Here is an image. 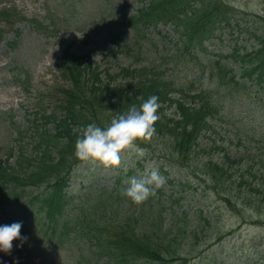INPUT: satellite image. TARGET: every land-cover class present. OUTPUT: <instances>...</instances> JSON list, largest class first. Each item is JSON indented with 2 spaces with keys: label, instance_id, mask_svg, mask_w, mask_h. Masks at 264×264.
Returning a JSON list of instances; mask_svg holds the SVG:
<instances>
[{
  "label": "trees",
  "instance_id": "trees-1",
  "mask_svg": "<svg viewBox=\"0 0 264 264\" xmlns=\"http://www.w3.org/2000/svg\"><path fill=\"white\" fill-rule=\"evenodd\" d=\"M142 2L136 15L124 13L121 21L139 44L151 29L160 33L158 27L164 25L173 27L178 38L175 55L199 48L204 51L203 43L226 29L249 33L255 48L252 53L243 49V54L236 48L207 64L202 71H208L213 88L198 91L176 84L158 66L122 68L114 74L66 49L60 67L67 85L62 115L40 117L46 125L53 122L55 128L37 131L40 138L32 156L21 153L16 166L0 164V209L21 204L19 209L30 219L21 228L26 242L16 241L19 259L27 253L26 245L34 241L52 247L87 241L94 248L93 257H105L107 264H189L199 252L210 231L211 217L204 207L176 211L175 194L166 197L162 188H154V194L143 203H133L121 194L128 187L121 173L112 187L94 189L81 201L67 191L75 170L84 163L74 155L83 128L89 123L107 126L151 95L159 98V119L151 139L138 144L151 148L164 143L170 154L158 157L160 164L180 172L190 169L191 178L206 182L216 201L243 224L250 220L264 226V141L237 135L236 141L228 138L219 147L213 140L218 128L214 123L225 122L219 97L224 81L227 87L223 88H230L224 92L264 90V35L252 33L243 24L248 16L223 1H189L187 5L184 0ZM117 56L111 50L106 58ZM225 60L234 66L225 67ZM16 135L22 137L23 133L17 130ZM24 196L28 200L23 201Z\"/></svg>",
  "mask_w": 264,
  "mask_h": 264
},
{
  "label": "rangeland",
  "instance_id": "rangeland-1",
  "mask_svg": "<svg viewBox=\"0 0 264 264\" xmlns=\"http://www.w3.org/2000/svg\"><path fill=\"white\" fill-rule=\"evenodd\" d=\"M184 1L187 5L189 1L198 0ZM218 1H223L241 15H247V23L243 22L252 33L256 31L258 35L264 34V0ZM143 5L142 0H0L2 166L5 163L16 166L21 153L32 156L40 138L37 131L44 133L55 128L53 122L46 125L40 117L62 115L61 108L66 101L63 92L67 85L60 67L66 49L76 56L89 57L90 62H95L101 70H109L114 74L122 68L137 70L158 66L161 73L171 76L176 84L198 91L201 88H213L208 71L203 73L202 70H206V65L211 61L217 62V55L229 54L235 44L248 51L255 48L256 43L249 33L234 29L231 32H219L217 38L207 43V52L187 55L179 52L175 55L178 38L173 27L164 25L158 27L160 33L151 29L139 44L121 21L128 15H136ZM34 23L38 26L34 27ZM111 50L118 53L116 58H106ZM222 64L228 66L229 63L225 61ZM225 84L224 81L222 89L227 91L230 88L224 89L223 85L227 87ZM223 90L219 91V97L225 122L222 125L214 123L218 128L213 140L217 141L219 147L228 138L236 141L237 135L264 141V90L252 88L253 93L246 90V94L244 91ZM17 130L23 133L22 137L15 134ZM139 147L146 150L145 156L137 158L135 154H124L117 169L88 162L83 164L76 169L68 192L81 201L85 193L94 188L112 187L120 173L126 182L128 177L139 178L146 168L156 167L164 178L159 188H162L166 197L176 196L174 210L204 207L211 217L209 236L204 238L205 242H202L199 252L192 256L190 264H264V227L253 226L250 222L248 225L242 224L240 218L216 201L206 182L191 178L190 169L183 171L186 175L167 166V170L163 167L165 171H161L156 155L161 157L170 154L166 153L164 143L148 149L145 145ZM243 154L239 153V156ZM27 198L24 196L22 199L26 201ZM19 205H10L5 214L0 211V225L15 222L23 225L30 221ZM254 217L259 218L256 214ZM25 249L26 257L19 259V248L14 241L11 254L0 253V262L107 264L105 257H93L94 248L87 241H73L63 247H52L36 241L27 244Z\"/></svg>",
  "mask_w": 264,
  "mask_h": 264
},
{
  "label": "clouds",
  "instance_id": "clouds-1",
  "mask_svg": "<svg viewBox=\"0 0 264 264\" xmlns=\"http://www.w3.org/2000/svg\"><path fill=\"white\" fill-rule=\"evenodd\" d=\"M158 101V96L151 95L139 107L131 105L104 127L89 123L76 140L75 157L79 161L111 169L119 168L124 154L143 158L146 150L139 147L138 142L151 139L155 133V124L159 119ZM126 183L128 187L121 194L133 203L141 204L154 194V188L162 186L164 178L159 169L151 167L146 168L139 178L128 177ZM21 228L20 222L0 225V253L11 254L14 241L26 242L27 238L21 237Z\"/></svg>",
  "mask_w": 264,
  "mask_h": 264
}]
</instances>
